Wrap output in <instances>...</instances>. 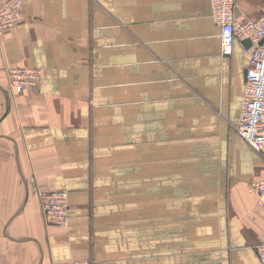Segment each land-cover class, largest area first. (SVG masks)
Returning a JSON list of instances; mask_svg holds the SVG:
<instances>
[{"label": "crops", "instance_id": "obj_1", "mask_svg": "<svg viewBox=\"0 0 264 264\" xmlns=\"http://www.w3.org/2000/svg\"><path fill=\"white\" fill-rule=\"evenodd\" d=\"M25 15L0 36V264H263L264 149L233 126L251 41L225 55L210 0H33ZM9 66L43 69L38 86L13 91ZM43 187L69 192L67 226L47 223Z\"/></svg>", "mask_w": 264, "mask_h": 264}, {"label": "built area", "instance_id": "obj_2", "mask_svg": "<svg viewBox=\"0 0 264 264\" xmlns=\"http://www.w3.org/2000/svg\"><path fill=\"white\" fill-rule=\"evenodd\" d=\"M33 0H4L0 2V35L25 21V8ZM212 16L221 27L223 53L231 55L236 40H251L246 47L250 53V65L246 71V84L242 109L237 123V133L256 151L264 149V0L258 18L237 13V0H210ZM10 86L15 92L34 87L42 70L28 66L8 68ZM251 191L258 196L264 207V179L253 180ZM43 205L48 222L68 224L69 202L65 191H44ZM258 256L264 264V235L257 247ZM54 264H92L89 259L57 260Z\"/></svg>", "mask_w": 264, "mask_h": 264}, {"label": "rangeland", "instance_id": "obj_3", "mask_svg": "<svg viewBox=\"0 0 264 264\" xmlns=\"http://www.w3.org/2000/svg\"><path fill=\"white\" fill-rule=\"evenodd\" d=\"M2 2V1H1ZM25 19H26V15H25ZM23 23V22H22ZM21 24V23H20ZM19 25V24H18ZM17 26V25H16ZM12 29V28H11ZM6 33V32H5ZM1 36V35H0ZM10 67V66H9ZM8 67V68H9ZM28 67H31V66H28ZM35 68H39V67H35ZM40 70H42V74H41V77H42V75H43V69H41V68H39ZM8 71V70H7ZM8 75H9V73H8ZM41 77H40V79H41ZM40 79H39V82H40ZM39 82L37 83V85L36 86H32V87H29V88H27V89H25L24 91H26V90H29V89H32V88H35V87H37L38 86V84H39ZM11 82H10V76H9V84H10ZM11 87V86H10ZM12 89V88H11ZM13 90V89H12ZM14 91V90H13ZM23 92V91H22ZM17 93H20V92H17ZM44 191H65V192H67V195H68V202H69V192L67 191V190H52V189H48L47 187H43L40 191H39V194H40V199H41V209H42V212H43V215L45 216V218H46V215H45V210H44V203H43V197H44V195L46 194ZM69 208H70V204H69ZM68 218H69V221H68V224H69V222H70V217H69V210H68ZM46 220H47V218H46ZM47 223H50V222H48V220H47ZM50 224H53V223H50ZM68 224H66V225H56V224H53V225H56V226H67ZM54 264V263H53Z\"/></svg>", "mask_w": 264, "mask_h": 264}, {"label": "water", "instance_id": "obj_4", "mask_svg": "<svg viewBox=\"0 0 264 264\" xmlns=\"http://www.w3.org/2000/svg\"><path fill=\"white\" fill-rule=\"evenodd\" d=\"M246 41H251V40L247 39Z\"/></svg>", "mask_w": 264, "mask_h": 264}]
</instances>
